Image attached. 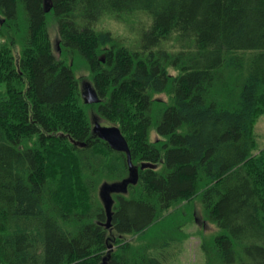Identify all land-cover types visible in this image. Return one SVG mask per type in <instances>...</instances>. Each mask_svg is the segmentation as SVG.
<instances>
[{
  "label": "trees",
  "instance_id": "1",
  "mask_svg": "<svg viewBox=\"0 0 264 264\" xmlns=\"http://www.w3.org/2000/svg\"><path fill=\"white\" fill-rule=\"evenodd\" d=\"M261 116L264 0H0V264H162L195 201L205 264H264Z\"/></svg>",
  "mask_w": 264,
  "mask_h": 264
},
{
  "label": "rangeland",
  "instance_id": "2",
  "mask_svg": "<svg viewBox=\"0 0 264 264\" xmlns=\"http://www.w3.org/2000/svg\"><path fill=\"white\" fill-rule=\"evenodd\" d=\"M98 29L109 30L113 35L119 37L133 38L134 34H129L128 30L123 26V24H118L113 20H104L98 25ZM48 32L55 48L54 53L58 55L56 42L58 39L56 25L49 22ZM75 76L79 78V84L81 88V98L85 102L84 92L85 89L91 86L88 81V75L84 67L79 65L78 69H75ZM92 90V89H91ZM86 95V94H85ZM161 98H164L161 96ZM90 120L92 125L97 122L102 126H112L105 121H101L94 116V112L89 109ZM255 133L257 135V140L259 145L264 146V116H261L255 126ZM151 139L156 140L157 135L154 131L151 132ZM106 197V196H105ZM195 207V217H197V222H193L192 225L186 226L183 229L182 242L177 244L171 242L169 244V249L166 251V256L163 258L162 264H205L204 254L200 248V240L203 236L211 235L215 232V226L206 222L202 215L201 204L198 201L194 202ZM127 239H131L127 237Z\"/></svg>",
  "mask_w": 264,
  "mask_h": 264
},
{
  "label": "water",
  "instance_id": "3",
  "mask_svg": "<svg viewBox=\"0 0 264 264\" xmlns=\"http://www.w3.org/2000/svg\"><path fill=\"white\" fill-rule=\"evenodd\" d=\"M85 97V103L88 104H95L98 102V98L93 90L90 88L85 89L84 92ZM93 133H95L99 138L104 140L108 143V145L115 151L118 152H124L127 155V162L129 164V170L132 172L131 163H130V157H129V150L127 147L126 140L122 136L120 130L115 126H102L100 123L95 122L93 124ZM133 173H136V170H133ZM110 190L114 191L116 190V185L109 186ZM108 202L110 200L108 199ZM105 208L107 212L109 213V205L108 203H105Z\"/></svg>",
  "mask_w": 264,
  "mask_h": 264
}]
</instances>
